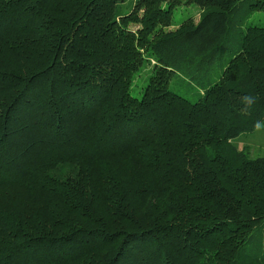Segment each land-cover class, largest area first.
<instances>
[{
    "label": "trees",
    "instance_id": "obj_1",
    "mask_svg": "<svg viewBox=\"0 0 264 264\" xmlns=\"http://www.w3.org/2000/svg\"><path fill=\"white\" fill-rule=\"evenodd\" d=\"M127 1L0 0V264H264V0Z\"/></svg>",
    "mask_w": 264,
    "mask_h": 264
},
{
    "label": "rangeland",
    "instance_id": "obj_2",
    "mask_svg": "<svg viewBox=\"0 0 264 264\" xmlns=\"http://www.w3.org/2000/svg\"><path fill=\"white\" fill-rule=\"evenodd\" d=\"M134 5L133 0H129L122 5L123 14H127L131 11L132 6ZM201 7L198 5L186 4L185 0L176 6L174 9L173 24L170 29H176L181 25L182 22L190 18L194 19L196 22L199 21L200 14L202 13ZM249 23L259 26H264V12H256L250 19ZM230 59V54L220 55L218 61L212 67L213 71H219L221 68L227 64ZM149 65L143 67V69L136 75L135 80L132 84L131 94L134 97L140 98L143 94V88L147 83L150 74ZM212 72V70H211ZM179 76L184 77L181 72H178ZM217 76L215 78L218 81ZM204 81H207V78H203ZM170 90L191 100L192 102L196 101L199 96V91L201 87H197L196 91H190L187 86L181 82V79L175 77L171 80ZM201 92V91H200ZM233 144L237 148L242 149L246 148L251 158H264V128L259 125L254 132L243 133L237 139L233 141Z\"/></svg>",
    "mask_w": 264,
    "mask_h": 264
}]
</instances>
